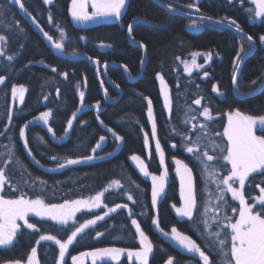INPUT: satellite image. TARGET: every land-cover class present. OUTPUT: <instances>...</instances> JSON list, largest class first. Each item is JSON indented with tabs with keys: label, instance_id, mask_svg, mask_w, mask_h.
Returning a JSON list of instances; mask_svg holds the SVG:
<instances>
[{
	"label": "trees",
	"instance_id": "1",
	"mask_svg": "<svg viewBox=\"0 0 264 264\" xmlns=\"http://www.w3.org/2000/svg\"><path fill=\"white\" fill-rule=\"evenodd\" d=\"M167 7L176 11L189 9L188 4H195L199 8L200 16L212 17L218 21L223 18L235 20L243 33L251 35L256 44L255 52L241 65L236 87L239 94L244 95L256 91L264 81V44L259 37L264 35V18L257 22L256 18L249 19L246 8L253 7L249 0H159ZM25 8L31 16L21 11L19 6H13L10 0H0V35H6L8 43L0 45L5 56H0V75L6 77L5 83L0 85V168L10 173L9 183L0 191L5 199H16L22 193L29 199L42 197L46 203H63L65 200L86 199L98 192H104L102 202L106 208L115 207L116 204H127V208L117 209L110 213L108 218L97 226V232L106 233L111 229L108 237H101L94 242L87 236L85 241L75 243L69 248V256L79 255L97 248L122 247L125 249H139L136 242L135 229L131 219H136L141 229L153 244V252L149 257V264H167L169 257H173V264H202L199 258L180 249L171 243L152 224V218L157 217L160 227L167 232L175 226L182 234L195 240L206 254L211 251L210 260H217L213 248L217 239H208V233L203 232L202 217L203 206L209 200V193L215 196V184L209 183L205 190L202 171L193 154L187 153L181 147V135L184 129H189L188 135H193L191 126L197 125L196 134H199V124L208 125V135L201 143L209 144L214 141L227 145V139L222 136L227 126L228 114L239 110L243 113L260 116L264 115V88L254 96L237 99L232 93L233 61L241 45L244 51L249 49V41L229 29H222L207 23H198L202 31L193 33L188 29L190 20L173 16L160 8L152 0H128L126 11L118 22L103 21L88 26L76 24L69 13L71 0H54L52 4H44L43 0H23ZM53 23L48 22L49 14ZM35 17L36 22L53 36L59 39L56 24L66 32L67 55L92 57L99 60L101 65L116 63L126 65L132 76H137L140 70L142 52L139 48L130 46L127 41V25L138 20L133 26L132 37L146 46L147 64L144 74L134 84H129L123 71L116 68L107 69V77L121 90L120 99L115 104H107L101 95V81L96 70L88 61H68L59 58L51 51V43L44 37L39 28L30 26L26 18ZM226 23V22H225ZM85 37V39H80ZM101 44L111 47H100ZM211 53L208 64L199 59L198 64L203 66L200 71L189 75L183 68V62L192 57L193 53ZM15 56L11 62L7 56ZM243 55V53H241ZM204 56V55H203ZM55 67L56 72L51 68ZM68 73L67 79L60 73ZM208 75L205 76L204 73ZM157 73L164 77L168 86L172 111L169 113L164 107V98L160 91V83L156 79ZM102 79V77L100 76ZM86 79V84H85ZM255 81V83H253ZM80 85L77 88V85ZM13 85H23L25 93L24 104L11 106V88ZM216 85L224 95L212 91ZM107 95L111 100L118 97V91L103 82ZM59 89V96H57ZM79 91L85 93L84 105L80 104ZM47 97V99H45ZM153 104V116L157 125V139L165 153V166L168 178L165 191L158 201L157 209L151 206V182L143 178L130 162L132 155H138L145 161L147 170L151 174L160 175L163 168L159 162V155L154 148L151 136V121L147 115V100ZM201 105L192 101L201 98ZM99 102L100 110L97 112L94 105ZM210 109L213 119L205 121L199 115L203 107ZM191 107L192 112H185ZM12 113V120L7 119L8 111ZM79 110V111H77ZM44 111H51L49 120L55 132V137L47 131L42 124H29L26 136L31 149V155L24 148V142L19 137V129L33 121ZM77 111V119L73 128L65 134L67 120ZM195 115L197 118L185 125L183 121ZM99 116V119H97ZM103 121V124L100 123ZM111 128L122 139L117 141L107 129ZM180 132V134H177ZM221 133L217 136L216 133ZM148 134L149 145L145 147L144 135ZM257 135L264 132L257 131ZM105 136L102 147L95 153L92 148L99 142V137ZM43 139V143L37 139ZM177 147L173 148L172 145ZM15 155L9 156V150ZM210 154L211 149H208ZM203 151V149H202ZM58 157L53 160L52 157ZM85 156H94L91 161L82 164L69 165L60 168L65 158L83 160ZM13 161L8 164V160ZM21 161L22 167L15 163ZM180 159L193 170L195 188L198 202V212H194V221L176 215L175 208L181 206L179 181L175 174L174 160ZM217 164L222 162L217 161ZM230 169V165H226ZM54 169V170H53ZM221 171L220 175H226ZM255 177V179H253ZM118 180L121 187L112 185ZM264 176L253 173L245 184V197L259 195L257 184L264 187ZM41 182H44L43 184ZM20 191H15L16 187ZM139 186V187H137ZM133 196V201L127 199ZM230 207L219 210V217L232 215L231 208H238L236 202L231 203V194L226 193ZM217 205L212 199L209 205L208 217L212 214L213 206ZM129 210L132 211L129 217ZM90 212H82L77 216L78 222L91 218ZM29 222L36 224L40 232L19 229L15 242L10 248L0 246V264H13L19 260L21 264L27 262V256L32 247H37L38 259L41 264H56L57 246L52 242L36 240L41 233L57 235L66 240L74 230V226H60L50 221H43L36 217H29ZM211 220V219H209ZM23 225V221L19 223ZM95 230V229H94ZM213 231H218L213 228ZM227 231V230H225ZM203 232V234H201ZM91 231L85 233L90 234ZM102 236V235H101ZM220 238H223L221 236ZM229 247V245H228ZM63 264H69L67 261ZM99 264H105L99 263ZM111 264H137L122 258Z\"/></svg>",
	"mask_w": 264,
	"mask_h": 264
},
{
	"label": "snow or ice",
	"instance_id": "2",
	"mask_svg": "<svg viewBox=\"0 0 264 264\" xmlns=\"http://www.w3.org/2000/svg\"><path fill=\"white\" fill-rule=\"evenodd\" d=\"M44 4H52L54 0H43ZM231 2V0H229ZM241 4L244 0H240ZM13 6H19L21 11H24L26 15L31 16V13L27 11L23 0H10ZM127 0H71V5L69 8V13L74 22L80 24H86L88 22H94L97 20H108L114 19L120 21L122 15L126 11ZM251 4L255 7L246 8L245 11L249 14V19L264 18V0H251ZM89 7L92 11L89 12ZM171 9V5H168ZM187 8L194 9L199 12V8L195 4L186 5ZM199 19H207L210 22L216 24H227L229 28H235L238 35H245L240 25L236 23L235 20H227L223 18L222 20L212 21V17H199ZM32 21L36 24V27L43 33L44 37L51 43V46L58 52H64L66 45L63 43L67 39L66 32L59 25L56 24V28L59 32V39L54 40L53 36L49 35L48 32L44 31L42 27L36 22L35 17H32ZM48 22L53 23V17L51 13L48 17ZM191 27H198V25H191ZM127 31L129 38L132 37L133 24L127 25ZM80 39H85V37H80ZM247 41H249V49L247 52L244 51L241 45L240 52L237 53L234 61L233 67L234 72L232 74V83L234 86L237 84V76L239 71V64L243 61L244 56H249L253 54L254 41L251 35L246 36ZM260 42L264 44V35L259 37ZM8 43V38L6 35H0V45H6ZM138 46L141 49H146V46L139 42ZM100 47H111V45L101 44ZM243 53V55H241ZM5 52L0 49V56H5ZM75 55V53H73ZM204 55L207 60L211 59V53H193V59L191 63L184 62L185 72L189 75L191 74L192 68L202 67L196 63V57ZM7 60L9 62L15 59V56L8 55ZM90 61L97 65V71L100 70L101 62L93 60L92 57H88ZM143 63V61H141ZM107 69L108 65L105 63L103 65ZM125 72H128L126 65H122ZM52 72H56L55 67L51 68ZM66 79L68 73H60ZM205 76L208 75L207 72L204 73ZM6 77L0 75V85L5 83ZM156 79L159 81L161 88V94L164 98V107L171 113L172 111V101L170 99L168 86L165 83L164 77L157 73ZM255 83V81H253ZM86 84V79H85ZM103 87V82L101 83ZM80 85H77L79 88ZM119 87V85H117ZM27 89L23 86L13 85L11 88V97L13 101H18L20 104H24L25 93ZM212 91L218 95H224L220 92L216 85H213ZM236 92L239 94V88L236 87ZM80 104L83 107L85 93L79 91ZM105 95H107V90H105ZM57 96H59V89H57ZM47 99V97H45ZM147 100V115L148 119L152 121V131L151 136L155 140V150L159 155V162L163 171L160 175L151 174L144 163L138 155H132L130 159L136 162L137 167L145 177H150L151 179V206L152 209H157L158 201L161 195L165 191V184L168 178V170L165 166V153L161 148L160 141L156 139L157 137V125L153 116V104L151 99L144 97ZM201 98H197L192 103L199 106L201 105ZM97 112L100 110L99 102L94 105ZM79 111V110H77ZM77 111H74L71 118L67 120V126L64 129L65 134L70 132L73 128V122L77 119ZM191 107L187 108L185 116L192 112ZM199 115L203 116L205 121H210L213 119L210 109L205 106ZM52 117L51 111H44L33 121L25 124L19 129V137L24 142V148L28 150L29 155H31V149L29 148L28 138L26 136V129H28L29 124L39 125L47 127V131L55 137V132L51 126H49V120ZM197 117L195 115L190 118H186L183 123L188 125L191 120H195ZM7 119L12 120V113L9 110L7 114ZM99 119V116H97ZM103 124V121H100ZM197 125L193 124L191 130L194 134L188 135L189 129L186 127L183 134L181 135V147L186 150L187 153L193 154V158L198 162V166L202 171V179L205 183V190L209 183L215 184V196L209 193V200L204 203L203 212L198 213L202 219L201 223L203 225V232L208 233V239L213 237L216 239V245L218 248H213L216 252L217 260H210L211 251L206 254L205 250H202L201 246L196 243L195 240L191 239L190 236L182 234L177 230L175 226L171 228L170 239L175 241L182 250H186L187 253L192 254L193 258L198 257L202 264H264V187H260L259 184L256 185L260 189V194L255 197H249L251 203L246 199L244 189L246 181L252 176L253 173H259L264 176V135H257V131L264 132V115L254 116L243 113L239 110L235 112H230L228 114L227 126L224 127L222 136L227 139V145L223 146L221 143H216L214 141L209 142V144H202V139L207 136L208 125L205 123L199 124V134H196ZM112 132L115 140L119 141L122 139L121 136L117 135L111 128L107 129ZM177 134H180L178 132ZM217 136L221 133H216ZM42 143L43 139L37 137ZM105 141V136L99 137V142L96 143L95 147L92 148V152L95 153L97 149L102 147V142ZM145 147L149 145L148 134L144 135ZM173 148L177 145L173 144ZM203 149V151H202ZM213 154L209 153V150ZM8 155L14 156L15 153L10 149ZM94 156H85L83 160L65 158L64 162L59 165L60 168H64L69 165H75L81 162L91 161ZM53 160H57L58 157L53 156ZM220 161L221 164L216 162ZM8 164H12L11 159L8 160ZM17 165L22 167L21 161L19 159L15 160ZM174 164L176 165V173L180 179V199L182 201V207L175 208L176 215L178 217L187 218L189 221H194V212H198V202L197 194L195 188V180L193 177V170L180 159H175ZM230 165V169L226 167ZM54 170V169H53ZM221 171H226V175H220ZM10 173L6 172L5 168H0V189L9 183ZM255 179V177H253ZM264 183V181H261ZM42 184L44 182H41ZM112 185L116 187H121L118 180L112 181ZM235 185H238L235 186ZM139 187V186H137ZM15 191H20L17 186ZM104 191L98 192L96 195L91 196L87 199H76V200H65L63 203H46L45 199L42 197H37L35 199H29L25 194H21L16 199H5L0 196V246H11L17 237L19 229L23 226L26 229L32 230L34 232H40V228L34 223L29 222V217H39L43 221H52L60 226H68L69 223L74 226V230H71V234L67 236L66 240H62L57 237V235L49 233H41L39 238L36 240V244L40 245L41 242H52L58 247V259L56 264H63L65 260V255L69 250V246L73 245L74 241L82 234L85 233L87 229L95 226L97 221L104 220L105 216L110 213H115L117 209L127 208V204H116L115 207L107 208V211L103 215H95L94 218L85 219L83 222L77 221V213L84 210L91 211L94 208L107 207L103 204L102 198L104 196ZM230 193L231 199L233 201H239V208L232 207V213H238V218L233 222L232 216L225 215L223 219H218L219 210L221 207L227 209L230 207L225 194ZM127 199L136 203L133 200L132 195H128ZM215 199L217 206L211 210L215 213L211 218L208 217L209 205ZM132 211L129 210V217H131ZM211 219V224L209 223ZM18 221H23V225L18 224ZM131 224L135 227V236L139 240V249L130 250L122 247H106L97 248L94 251L81 253V256L91 257L92 264H96L97 260H104L105 264H111L112 261H120L121 257L126 254L129 262L135 261L137 264H149L150 254L153 252V244L149 240V237L141 229L140 223L136 219H131ZM152 224L160 231L165 237H169V232L164 231L160 227L158 212L157 217L152 218ZM215 225L219 228V231H213L212 226ZM227 230V231H225ZM203 232L201 234H203ZM103 235V233L96 232V237ZM223 236V238H220ZM230 243V248L228 247ZM173 257H169L167 264H173ZM72 264H81L79 256L71 257ZM13 264H21L19 260L13 262ZM26 264H41L38 259L37 247H32L30 254L27 256Z\"/></svg>",
	"mask_w": 264,
	"mask_h": 264
},
{
	"label": "water",
	"instance_id": "3",
	"mask_svg": "<svg viewBox=\"0 0 264 264\" xmlns=\"http://www.w3.org/2000/svg\"><path fill=\"white\" fill-rule=\"evenodd\" d=\"M155 4H157L160 8L168 11L169 13L173 14L174 16H179V17H182V18H187V19H192V20H195V21H198V22H202V23H208V24H211L213 26H218V27H221V28H224V29H230L232 30L233 32L236 33V30L235 28H229L227 27L226 24L222 23V24H216L214 22H210L208 21L207 19H199V12L195 11L194 9H186V12L187 13H181V12H177V11H174L170 8H168L167 6L163 5L162 3H160L158 0H152ZM26 21L27 23L30 25V26H35V24L33 23L32 19L30 18H26ZM212 21H215V20H212ZM138 22V20H135L133 21V26L134 24H136ZM189 30H191L193 33H198V32H201L202 31V28L201 27H191L189 26L188 27ZM237 34V33H236ZM241 36V35H240ZM246 36L247 35H243L242 37H244L246 39ZM247 40V39H246ZM127 41H128V44L130 46H133V47H137L141 50L142 52V60L143 63L140 64V70H139V73L137 76H132L129 71L128 72H125L124 68L121 67L122 65L120 64H116V63H107L108 67L107 69H110V68H116V69H120L123 71L124 73V76L127 80V82L129 84H134L136 83L138 80H140L144 74V71H145V67H146V64H147V52L145 51V49H141L139 46H138V43L137 42H133V39L132 38H129V34L127 32ZM256 49V45L254 43V46H253V53ZM51 51L57 55L59 58L61 59H65V60H68V61H88L90 63L91 66H93L96 70V73H97V77L98 79L101 81V82H105L106 84L110 85L111 87L115 88L117 91H118V97L115 99V100H111L108 95H105V89L104 87L101 86V95H102V98L104 99V101L107 103V104H115L119 99H120V96L122 94L121 90L118 89V87L107 77L106 75V71L107 69H105L103 67V65H100V70L99 72L97 71V65L94 64L92 61H90L89 59L85 58V57H80V56H76V55H67V54H64L62 52H58L56 51L52 46H51ZM252 55V54H251ZM249 55V56H251ZM249 56H244V59L243 61L240 62L239 64V70H240V67L242 65V63L249 57ZM238 74H239V71H238ZM100 76L102 77V79L100 78ZM161 86V85H160ZM264 88V82H263V85L261 87V89H259L257 92L253 93V94H249L247 96H237L235 94V86L233 85L232 83V93L233 95L238 98V99H245V98H248V97H251V96H254L256 95L257 93H259L261 90H263ZM151 127H152V121H151ZM153 139V138H152ZM157 139V137H156ZM153 144H154V148H155V140L153 139ZM15 242V240H14ZM12 246V245H11ZM11 246H6V247H11Z\"/></svg>",
	"mask_w": 264,
	"mask_h": 264
},
{
	"label": "rangeland",
	"instance_id": "4",
	"mask_svg": "<svg viewBox=\"0 0 264 264\" xmlns=\"http://www.w3.org/2000/svg\"><path fill=\"white\" fill-rule=\"evenodd\" d=\"M159 1V0H158ZM250 2H251V0H249ZM160 2V1H159ZM127 3H128V0H127ZM127 3H126V5H127ZM160 3H162V2H160ZM163 4V3H162ZM163 5H165V4H163ZM166 6V5H165ZM255 7V6H254ZM89 12H91L92 11V9H91V7H89ZM183 12V11H182ZM103 20V19H102ZM116 21V20H114V19H108V20H103V21ZM260 19H255V21H259ZM97 21H99V22H103V21H101V20H97ZM97 21H94L93 23H97ZM196 22L195 21H191V24L192 25H197V24H195ZM88 24V23H87ZM200 27V26H199ZM234 28V27H233ZM223 29V28H222ZM232 31V30H231ZM233 32V31H232ZM235 33V32H234ZM256 45V44H255ZM257 48V47H256ZM256 50V49H255ZM255 52V51H254ZM192 59H193V56L191 57V58H189V59H187L185 62H188V63H191V61H192ZM199 59H203L204 60V64L205 65H207L208 64V61L209 60H207L206 59V57L205 56H203V55H201V56H198V57H196V63L198 64V61H199ZM199 65V64H198ZM204 66V65H203ZM202 66V67H203ZM202 67H199V68H192V70H191V72H194V71H200L201 70V68ZM183 68H184V62H183ZM184 70H185V68H184ZM237 78H238V76H237ZM264 82V81H263ZM262 85H263V83L261 84V86L256 90V91H254V92H250V93H247V94H244V95H240V94H237V92H236V86H235V94L237 95V96H247V95H249V94H253V93H255V92H257L259 89H261V87H262ZM238 99V98H237ZM11 106H20V105H22V104H20L18 101H13V100H11ZM144 161V160H143ZM130 162L133 164V166H136V168L138 169L137 171H138V173H140L142 176H144L142 173H141V171L139 170V168L137 167V165H136V162H134V161H132L131 159H130ZM82 163H84V162H81V163H78V164H82ZM144 163H145V161H144ZM145 165H146V163H145ZM175 165V164H174ZM175 173H176V165H175ZM255 174H259V173H255ZM176 175H177V173H176ZM177 178H178V181H179V187H180V179H179V176L177 175ZM150 180V179H149ZM150 182H151V180H150ZM235 186H237L238 187V185H235ZM0 191H1V189H0ZM258 192H259V194H260V189L258 188ZM94 196V195H93ZM87 199V198H86ZM232 202L231 203H235L236 202V204H237V206H238V208H239V201H233V200H231ZM252 202V201H251ZM217 205H214L213 207L215 208ZM180 207H182V201H181V206ZM237 208V209H238ZM90 212L91 213V218H94L95 217V215H97V214H99V215H103L106 211H107V208L106 207H100V208H94V209H92L91 211H87V210H84V211H82V212ZM220 211L222 212L223 211V208L221 207L220 208ZM82 212H80V213H77V216H80L81 214H82ZM231 213H232V211H231ZM212 214L213 215H215V213L214 212H212ZM232 218H233V222H234V220L236 219V218H238V213H236V214H234V213H232ZM30 217H34V216H30ZM36 218H39V217H36ZM108 218V216H105V218H104V220L105 219H107ZM40 219V218H39ZM218 219H221L222 220V217H219L218 216ZM41 220V219H40ZM22 221H18L17 223L19 224V223H21ZM50 222H52V221H50ZM103 222V220L102 221H97V224L95 225V226H93V227H91L90 229H87L86 231H85V233H87V232H89V231H91V233L90 234H85V233H82L78 238H77V240L76 241H74V243H73V245L75 244V243H80V242H83V241H85V237H89L90 238V240H92V241H94V242H96V241H98L99 240V238H101V237H108L110 234H111V229H109L106 233H104L102 236H99L98 238L96 237V232H97V226L99 225V223H102ZM53 223H55V222H53ZM71 223V222H70ZM209 223L211 224V220H209ZM132 227L135 229V227L132 225ZM213 228H217L215 225H213L212 226V229ZM26 229V228H25ZM95 229V230H94ZM218 229V231H219V228H217ZM28 231H29V229H28ZM170 234H171V232L169 233V237H167L169 240H171V243L172 244H174L175 246H179L175 241H173L172 239H170ZM215 241H216V239H214ZM136 242L139 244V240H138V237L136 238ZM73 245H71V246H69V248L70 247H72ZM104 248H106V247H104ZM229 248H230V243H229ZM95 249H93V250H91V251H94ZM131 250H133V249H131ZM134 250H136V249H134ZM138 250V249H137ZM91 251H88V252H91ZM57 252H58V247H57ZM83 253H86V252H83ZM81 254V253H80ZM75 255V256H79L80 257V260H81V264H92V260H91V257H85V256H81V255ZM57 259H58V256L56 257ZM122 258H127V256H126V254L124 255V256H122L121 257V259ZM120 259V260H121ZM128 260V259H127ZM65 261H67L69 264H72V261H71V257L69 256V250H68V252L66 253V255H65V260H64V262ZM104 262V260H97V262H96V264H99V263H103ZM132 262H134V263H137L136 261H135V258H133V261ZM202 262V261H201ZM111 263H117V261H112ZM24 264H26V263H24Z\"/></svg>",
	"mask_w": 264,
	"mask_h": 264
},
{
	"label": "crops",
	"instance_id": "5",
	"mask_svg": "<svg viewBox=\"0 0 264 264\" xmlns=\"http://www.w3.org/2000/svg\"><path fill=\"white\" fill-rule=\"evenodd\" d=\"M136 167V166H135ZM137 169V168H136ZM138 170V169H137ZM142 176V175H141ZM144 178H147V179H150V177H145V176H143ZM151 180V179H150Z\"/></svg>",
	"mask_w": 264,
	"mask_h": 264
}]
</instances>
